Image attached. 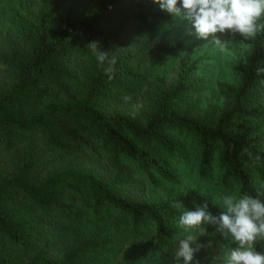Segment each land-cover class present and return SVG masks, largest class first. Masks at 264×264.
Masks as SVG:
<instances>
[{"label":"trees","instance_id":"trees-1","mask_svg":"<svg viewBox=\"0 0 264 264\" xmlns=\"http://www.w3.org/2000/svg\"><path fill=\"white\" fill-rule=\"evenodd\" d=\"M177 1L204 18L223 16L215 0ZM36 2L37 12H16V35L0 27V264H81L110 240L71 243L69 229L103 208L135 235L151 226L162 247L187 216L206 214L216 235L251 245L252 264H264V7L227 31L250 54L234 67L237 84H219L218 110L202 106L196 63L181 62L171 79L144 68L145 58L180 44L144 41L138 27L170 16L146 12L140 0H88L81 15L62 11L63 0ZM180 133L194 142L200 178L217 166L260 222L233 218L197 189L160 202L143 197L137 172L178 182L172 166L187 150Z\"/></svg>","mask_w":264,"mask_h":264},{"label":"rangeland","instance_id":"rangeland-1","mask_svg":"<svg viewBox=\"0 0 264 264\" xmlns=\"http://www.w3.org/2000/svg\"><path fill=\"white\" fill-rule=\"evenodd\" d=\"M62 11H72L77 15L88 9V0H63ZM149 4L146 12H160L173 20H156L148 26L138 27V36L144 41L170 43L175 40L180 46L171 53H162L145 58L143 65L152 79L162 76L173 77L181 62L196 63L198 74L204 80V91L200 96L203 107L215 104L218 110L224 107L225 99L219 91V84L235 85L239 75L234 67L244 61L250 49L242 42L228 38L227 31L232 25H249L253 21V10L264 7V0H215L222 7L223 16L214 19L204 18L192 8L177 0H140ZM37 12L35 0H0V27L8 37L16 35L21 24L16 12L23 8ZM25 17V15H24ZM251 124H249L250 126ZM183 139L186 160L172 166L178 174L176 184L158 178L153 183L150 178L137 172L139 188L144 198L163 201L176 197L188 189H197L215 205L237 220L253 223L261 221L255 216L240 193L224 187L221 173L214 166L210 176L200 178L198 157L194 142L185 133L175 135ZM119 213L103 208L99 214L88 210L82 225L69 229L66 240L71 243L89 237L109 239L104 250H89L81 264H173L166 254L189 260L193 264H252L251 245L242 244L227 234L216 235L213 222L204 214L201 218L186 217L178 224L177 236L160 245L154 229L144 228L139 235L132 233V226ZM264 240V233L257 232Z\"/></svg>","mask_w":264,"mask_h":264}]
</instances>
